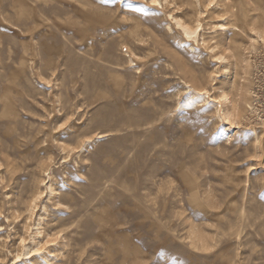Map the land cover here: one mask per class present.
<instances>
[{
	"label": "rangeland",
	"instance_id": "obj_1",
	"mask_svg": "<svg viewBox=\"0 0 264 264\" xmlns=\"http://www.w3.org/2000/svg\"><path fill=\"white\" fill-rule=\"evenodd\" d=\"M255 31L264 0H0V264H264Z\"/></svg>",
	"mask_w": 264,
	"mask_h": 264
},
{
	"label": "bare ground",
	"instance_id": "obj_2",
	"mask_svg": "<svg viewBox=\"0 0 264 264\" xmlns=\"http://www.w3.org/2000/svg\"><path fill=\"white\" fill-rule=\"evenodd\" d=\"M182 27V26H181ZM198 28H199V26H198ZM220 28L222 29V30H225L226 28L225 27H223L222 25H220ZM183 29H184V33L186 34V36L187 37H191V36H193V35H195L196 33H197V28L195 29V30H193V31H191L189 28H186V27H184L183 26ZM201 30V29H200ZM256 32V36H257V38H261L262 39V36H264V33H263V35H262V32H258V31H255ZM217 60V62L219 63V64H223V62H224V60H225V58L224 57H222V56H219V57H217L216 58ZM202 93V92H201ZM201 93H199L200 95H201ZM221 93V92H220ZM204 94H206V92L205 93H203L202 95H204ZM222 95L220 96V99H219V102L220 103H222V104H224V105H230L231 104V100H230V98H229V96L223 91L222 93H221ZM218 100V99H217ZM222 106V105H221ZM235 110H236V107H235V105L233 106V110L232 111H230V109L229 108H227V110H226V116H225V121H226V123L228 124V125H234L236 122H235ZM235 122V123H234Z\"/></svg>",
	"mask_w": 264,
	"mask_h": 264
}]
</instances>
